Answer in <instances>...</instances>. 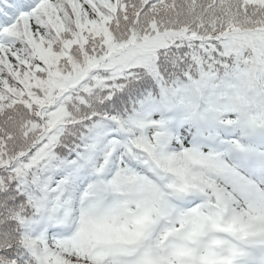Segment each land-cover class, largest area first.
I'll return each instance as SVG.
<instances>
[{
    "label": "snow or ice",
    "instance_id": "snow-or-ice-1",
    "mask_svg": "<svg viewBox=\"0 0 264 264\" xmlns=\"http://www.w3.org/2000/svg\"><path fill=\"white\" fill-rule=\"evenodd\" d=\"M0 264H264V0H0Z\"/></svg>",
    "mask_w": 264,
    "mask_h": 264
}]
</instances>
